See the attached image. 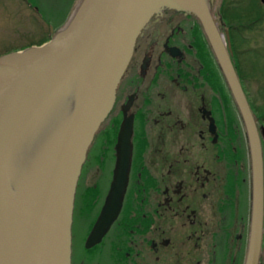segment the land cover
Returning a JSON list of instances; mask_svg holds the SVG:
<instances>
[{
  "label": "flooded vegetation",
  "instance_id": "af4514ba",
  "mask_svg": "<svg viewBox=\"0 0 264 264\" xmlns=\"http://www.w3.org/2000/svg\"><path fill=\"white\" fill-rule=\"evenodd\" d=\"M240 2L213 0L212 15L215 5L214 20L219 32H228L230 60L260 143L263 208L257 264H264V67L259 72L252 63L258 56L264 61V0H251L246 7ZM228 8L231 18L224 15ZM47 22L50 37L55 29ZM249 33L260 39L249 40ZM123 118L131 121L126 186L106 231L85 247L110 189ZM102 124L100 144L93 141L101 125L76 184L70 264H244L250 215L247 137L192 14L164 10L151 18L136 38ZM90 148L97 152L92 160L98 167L84 176L92 165L86 164Z\"/></svg>",
  "mask_w": 264,
  "mask_h": 264
},
{
  "label": "water",
  "instance_id": "95a60500",
  "mask_svg": "<svg viewBox=\"0 0 264 264\" xmlns=\"http://www.w3.org/2000/svg\"><path fill=\"white\" fill-rule=\"evenodd\" d=\"M213 0H74L64 23L37 45L0 54V264H70L77 180L86 152L112 109L136 38L164 10L200 23L239 111L250 163V215L244 264H257L262 232L260 143L219 32ZM131 121L114 146L110 189L85 247L117 213L130 163Z\"/></svg>",
  "mask_w": 264,
  "mask_h": 264
},
{
  "label": "rangeland",
  "instance_id": "374dc122",
  "mask_svg": "<svg viewBox=\"0 0 264 264\" xmlns=\"http://www.w3.org/2000/svg\"><path fill=\"white\" fill-rule=\"evenodd\" d=\"M25 1L0 0V54L22 49L31 45H37L39 42L46 40L49 37V23L47 21H49L50 24H54L52 27L55 29V27H57L56 24L64 19L66 9L71 0ZM27 2H30L32 7H28L26 4ZM33 2L37 5L39 13L35 10ZM226 2L229 3V0H226ZM247 5H251V0H241L240 6L246 7ZM229 10L230 8H228L226 12H230ZM214 14H217V7L215 5L213 7V15ZM248 38L249 40L256 42L260 39L256 34L252 33L248 34ZM260 44H263V42ZM252 63H254V68L259 72L263 70L264 61L261 57H254ZM247 85L250 88L252 85L251 81L248 82ZM102 129L103 124L100 127V131ZM100 131L94 138L93 143L95 146L100 144L99 141L103 137ZM96 153H93L91 148L88 151V160L86 164L91 163L92 165L91 168L89 166V171L83 174L84 176L88 174V172L91 173L94 172V170H97L98 165L92 160L93 154ZM88 182L89 181L85 177L83 183Z\"/></svg>",
  "mask_w": 264,
  "mask_h": 264
},
{
  "label": "trees",
  "instance_id": "16d2710c",
  "mask_svg": "<svg viewBox=\"0 0 264 264\" xmlns=\"http://www.w3.org/2000/svg\"><path fill=\"white\" fill-rule=\"evenodd\" d=\"M34 3V2H33ZM225 17L227 18H231V13L230 12H226L225 11ZM47 40V39H46ZM45 41V40H43ZM43 41L39 42L38 44L42 43ZM102 125V124H101ZM100 131V130H99ZM101 135L103 134V129L100 131Z\"/></svg>",
  "mask_w": 264,
  "mask_h": 264
}]
</instances>
